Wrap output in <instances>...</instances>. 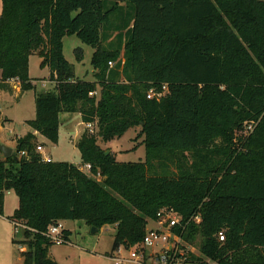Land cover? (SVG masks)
Returning a JSON list of instances; mask_svg holds the SVG:
<instances>
[{"label": "trees", "instance_id": "16d2710c", "mask_svg": "<svg viewBox=\"0 0 264 264\" xmlns=\"http://www.w3.org/2000/svg\"><path fill=\"white\" fill-rule=\"evenodd\" d=\"M0 1V88L33 92L25 123L37 132L15 136L17 154L0 159V215L15 192L7 219L22 226L21 264H56L49 228L60 221L113 225L114 250L140 242L162 207L186 223L193 264H264V0ZM71 35L93 49L92 81L63 56ZM31 55L50 89L29 77ZM74 112L96 128L75 145L89 173L36 151L38 135L56 143L58 115ZM134 127L142 161L98 145ZM70 236L62 228L60 245Z\"/></svg>", "mask_w": 264, "mask_h": 264}, {"label": "rangeland", "instance_id": "374dc122", "mask_svg": "<svg viewBox=\"0 0 264 264\" xmlns=\"http://www.w3.org/2000/svg\"><path fill=\"white\" fill-rule=\"evenodd\" d=\"M1 12V1H0ZM82 53V60L76 58V53ZM92 47L83 44L75 35L65 36L62 39V53L64 58L73 65L74 75L80 80L89 81L92 78L91 73V55ZM40 58L37 55H31L29 58V74L35 79L48 78L49 70L40 65ZM39 90H48L52 86L47 83L41 88V83L37 84ZM0 124L2 125L8 116L10 121L4 122L0 127V142H8L15 137V134H22L24 129L29 127L24 120L32 119L35 115L34 99L31 90L25 93L9 95V91L0 88ZM65 128L70 132H61V142L59 146L53 145L49 140L45 146L40 142L37 145L43 146L44 154H50L54 161L68 160L78 165L81 169L79 152L73 145L75 139V130L81 128L79 118L70 113L69 118L65 120ZM64 129V127L62 128ZM85 130L96 131L91 125ZM139 127L128 129L121 137L102 143L99 146L104 152H113L116 160L119 162H139L144 159L145 149L142 144V136H137ZM71 135L70 139L66 135ZM12 147V149H14ZM107 153V154H108ZM0 152V158L2 157ZM42 154V152H41ZM43 156V155H42ZM18 206V198L15 192L9 190L4 194L3 215H0V264H21V252L25 247L17 241L23 239L21 231H15L12 222L7 217L11 216ZM60 225L71 231L70 243L53 244L50 247V254L56 264H112L109 254L112 250L113 236L115 228L113 225H105L97 231H92L83 221L66 220L60 221ZM21 230V229H20Z\"/></svg>", "mask_w": 264, "mask_h": 264}, {"label": "built area", "instance_id": "2783aa9c", "mask_svg": "<svg viewBox=\"0 0 264 264\" xmlns=\"http://www.w3.org/2000/svg\"><path fill=\"white\" fill-rule=\"evenodd\" d=\"M109 66L112 65L108 62ZM165 90V87H163ZM162 93L149 91L147 98L160 97ZM91 125L87 124V128ZM36 151L43 152V146L37 145ZM42 155V154H41ZM42 160L49 162L50 158L42 156ZM86 173H89L90 165H81ZM198 220V219H196ZM15 231L19 224L13 223ZM63 227L53 225L49 228V235L55 244H61L60 233ZM186 223L182 216L172 207H162L157 210L155 218L148 220L145 233L141 241L135 245L125 247L119 245L110 254L112 264H193L190 253L196 254L194 246L189 245L183 238ZM218 239L224 240V234L218 233Z\"/></svg>", "mask_w": 264, "mask_h": 264}, {"label": "crops", "instance_id": "0c3cea01", "mask_svg": "<svg viewBox=\"0 0 264 264\" xmlns=\"http://www.w3.org/2000/svg\"><path fill=\"white\" fill-rule=\"evenodd\" d=\"M93 72H94V70H93V68L91 69V73L93 74ZM28 73H29V70H28ZM29 77L30 78H33V77H31L30 76V74H29ZM77 78V77H76ZM33 79H35V78H33ZM79 79V78H78ZM93 80V77L91 78V80H89V81H92ZM38 83H41V88H43V85L44 84H47V83H49L48 82V80H47V78H44L43 80H39V81H35V85L37 86V84ZM50 84V83H49ZM51 85V84H50ZM52 86V85H51ZM37 88H38V86H37ZM26 92V91H25ZM24 92V93H25ZM0 93H2V92H0ZM21 94L20 93V88H19V86H18V84H17V82H15L14 80H12V81H10V91H9V95L11 96V95H15V94ZM31 93L33 94V92L31 91ZM72 115H74L76 118H79V124H80V126H81V128H79V129H76L75 130V139L76 140H74V143H73V145L75 146L76 145V142L79 140V138H80V136L82 135V133H83V131L87 128V125L86 124H84L82 121H81V118H80V114L79 113H77V112H74V113H71ZM69 115H70V113H60L59 115H58V119H59V122H60V124H59V132H58V140H57V142L56 143H52L53 145H56L57 147L59 146V144H60V142H61V140H62V138H61V132H63V130L65 131V132H70V131H68L66 128H65V120H67L68 118H69ZM0 116H1V114H0ZM35 116V115H34ZM4 117H6L7 119H11V118H8V116L7 115H5L4 114ZM33 119V118H32ZM27 120H29V119H27ZM26 121V119L24 120V122ZM7 123V122H6ZM4 125V122H3V124L1 125L0 124V127L1 126H3ZM64 127V129H62ZM27 132H33L35 135L37 134V132H35V131H32L30 128H28V129H24L23 130V132H22V134H15V136H19V137H21V136H23V135H25ZM70 137H71V135H69V134H67L66 135V138L68 139V140H71L70 139ZM14 138L15 137H13V139H10L8 142H0V144H3V145H6V146H8V147H10V148H12V147H14L16 144H15V140H14ZM38 140H39V138H42L41 140H40V142H43V144L46 146L47 145V139H45L44 137H42V136H40V135H38ZM99 144V143H98ZM100 145V144H99ZM15 149V148H14ZM113 153V152H112ZM2 155V154H1ZM42 155L43 156H47L48 158H50L52 161H54V159L51 157V155L50 154H44V152H42ZM4 157H3V155H2V157L0 158V159H3ZM79 158H80V156H79ZM115 158H116V156H115ZM60 161H66V160H60ZM66 162H70V161H66ZM72 163V162H71ZM78 166V165H77Z\"/></svg>", "mask_w": 264, "mask_h": 264}, {"label": "water", "instance_id": "95a60500", "mask_svg": "<svg viewBox=\"0 0 264 264\" xmlns=\"http://www.w3.org/2000/svg\"><path fill=\"white\" fill-rule=\"evenodd\" d=\"M0 152L2 153L3 157L6 158L10 155H16L17 154V151L16 149H12L6 145H3V144H0ZM105 154H107L108 152H104ZM91 230L92 231H96L97 229L94 228V227H91Z\"/></svg>", "mask_w": 264, "mask_h": 264}]
</instances>
